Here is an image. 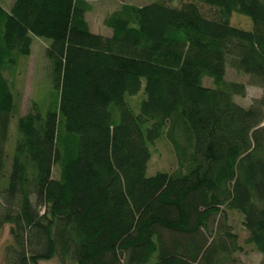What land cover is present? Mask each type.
<instances>
[{
    "label": "trees",
    "instance_id": "obj_1",
    "mask_svg": "<svg viewBox=\"0 0 264 264\" xmlns=\"http://www.w3.org/2000/svg\"><path fill=\"white\" fill-rule=\"evenodd\" d=\"M89 8L0 4L2 264H236L231 211L264 264V0L123 2L104 14L108 34L89 28ZM31 34L49 40V97L21 113L3 71ZM226 65L261 96L236 102L245 86ZM162 135L174 164L147 174Z\"/></svg>",
    "mask_w": 264,
    "mask_h": 264
},
{
    "label": "rangeland",
    "instance_id": "obj_2",
    "mask_svg": "<svg viewBox=\"0 0 264 264\" xmlns=\"http://www.w3.org/2000/svg\"><path fill=\"white\" fill-rule=\"evenodd\" d=\"M90 3V8L85 11L84 17L88 22L89 28L94 32L108 34L109 28L103 23L104 14L118 7L123 2H131L133 4H141L144 0H87ZM12 0H0V4L4 8H8ZM230 22L238 26L250 25L248 16L233 12L230 16ZM245 28V27H243ZM49 40L43 36L31 34L30 53L25 58L18 59L17 63L10 71L5 69L3 74L7 77L12 85L13 91H18L19 108L23 113L34 100L39 107L44 110L49 97V83L44 75L47 68V61L44 56V50ZM225 79L240 81L245 86L243 95H234V100L241 105H248L253 98L259 97L262 94V88L247 82V76L235 71L230 66H225ZM204 85H209L210 80L207 77L202 79ZM142 93L127 96L126 99L131 107L136 110L138 102ZM114 109V108H113ZM264 113V108H263ZM114 117V115H113ZM116 118V112H115ZM264 120V118H263ZM150 157L146 166V173L151 174L157 170H167L174 164V154L172 148L163 135L160 136L153 144H149ZM53 174H56L55 167ZM228 222L232 230L236 233L238 243L241 249L235 252L238 258L236 264H260V254L251 246L250 243L245 242L246 231L241 224V215L236 211L229 212ZM7 224H4L0 229V264L3 263L1 255V245L7 238ZM37 264H75L70 260L60 262L56 257L48 259H40Z\"/></svg>",
    "mask_w": 264,
    "mask_h": 264
}]
</instances>
